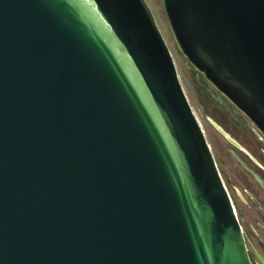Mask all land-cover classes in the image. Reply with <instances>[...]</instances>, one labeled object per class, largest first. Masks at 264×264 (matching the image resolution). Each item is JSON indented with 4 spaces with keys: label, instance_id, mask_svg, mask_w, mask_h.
Masks as SVG:
<instances>
[{
    "label": "water",
    "instance_id": "95a60500",
    "mask_svg": "<svg viewBox=\"0 0 264 264\" xmlns=\"http://www.w3.org/2000/svg\"><path fill=\"white\" fill-rule=\"evenodd\" d=\"M161 1L264 134V0ZM227 189L147 0H0V264H252Z\"/></svg>",
    "mask_w": 264,
    "mask_h": 264
},
{
    "label": "flooded vegetation",
    "instance_id": "af4514ba",
    "mask_svg": "<svg viewBox=\"0 0 264 264\" xmlns=\"http://www.w3.org/2000/svg\"><path fill=\"white\" fill-rule=\"evenodd\" d=\"M205 87L218 93L217 98L238 124L239 136L229 133L233 137L227 146L230 168L225 166L227 160H220L222 177L231 189L227 190L245 234L251 262L264 264V134L218 89Z\"/></svg>",
    "mask_w": 264,
    "mask_h": 264
},
{
    "label": "rangeland",
    "instance_id": "374dc122",
    "mask_svg": "<svg viewBox=\"0 0 264 264\" xmlns=\"http://www.w3.org/2000/svg\"><path fill=\"white\" fill-rule=\"evenodd\" d=\"M147 1L174 56L183 88L208 138L211 150L217 160L218 168L223 176L220 160H227L225 161V166L230 168L228 163L230 158L227 155V146L230 145L229 139L232 140L233 137L230 136L229 133L234 136L238 135L236 131L238 124L235 122L233 116L225 105L217 98L216 95H218V93L212 89L206 88L201 82L200 79L204 78V76L192 65L181 50L169 25L163 9L162 1ZM232 110L234 111L233 108ZM218 125L222 127L223 130L220 129ZM223 180L231 192L226 180Z\"/></svg>",
    "mask_w": 264,
    "mask_h": 264
}]
</instances>
